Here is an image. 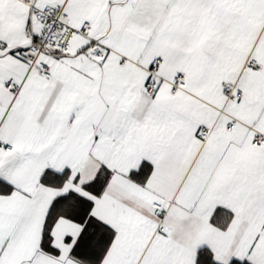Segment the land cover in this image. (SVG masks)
Listing matches in <instances>:
<instances>
[{
  "label": "snow or ice",
  "instance_id": "1",
  "mask_svg": "<svg viewBox=\"0 0 264 264\" xmlns=\"http://www.w3.org/2000/svg\"><path fill=\"white\" fill-rule=\"evenodd\" d=\"M0 264H264V0H0Z\"/></svg>",
  "mask_w": 264,
  "mask_h": 264
}]
</instances>
